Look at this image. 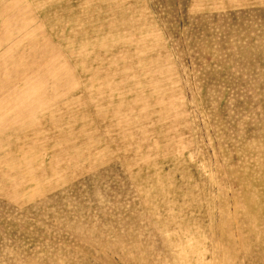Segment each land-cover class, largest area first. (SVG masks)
Instances as JSON below:
<instances>
[{
	"label": "rangeland",
	"instance_id": "obj_1",
	"mask_svg": "<svg viewBox=\"0 0 264 264\" xmlns=\"http://www.w3.org/2000/svg\"><path fill=\"white\" fill-rule=\"evenodd\" d=\"M0 264H264V0H0Z\"/></svg>",
	"mask_w": 264,
	"mask_h": 264
},
{
	"label": "crops",
	"instance_id": "obj_2",
	"mask_svg": "<svg viewBox=\"0 0 264 264\" xmlns=\"http://www.w3.org/2000/svg\"><path fill=\"white\" fill-rule=\"evenodd\" d=\"M1 158H2V157H1V155H0V160H1Z\"/></svg>",
	"mask_w": 264,
	"mask_h": 264
}]
</instances>
